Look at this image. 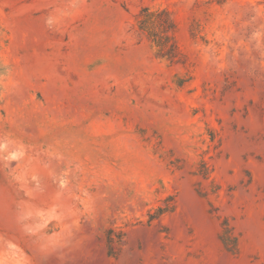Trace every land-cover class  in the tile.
<instances>
[{
  "label": "rangeland",
  "instance_id": "374dc122",
  "mask_svg": "<svg viewBox=\"0 0 264 264\" xmlns=\"http://www.w3.org/2000/svg\"><path fill=\"white\" fill-rule=\"evenodd\" d=\"M0 264H264V0H0Z\"/></svg>",
  "mask_w": 264,
  "mask_h": 264
},
{
  "label": "trees",
  "instance_id": "16d2710c",
  "mask_svg": "<svg viewBox=\"0 0 264 264\" xmlns=\"http://www.w3.org/2000/svg\"><path fill=\"white\" fill-rule=\"evenodd\" d=\"M164 32L167 33V32H168V29L165 28V29H164ZM166 38H168V37L166 36ZM166 38H165V39H166Z\"/></svg>",
  "mask_w": 264,
  "mask_h": 264
}]
</instances>
